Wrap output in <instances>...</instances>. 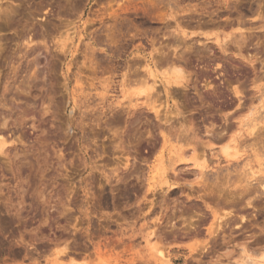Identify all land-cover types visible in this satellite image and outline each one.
<instances>
[{"label": "rangeland", "instance_id": "rangeland-1", "mask_svg": "<svg viewBox=\"0 0 264 264\" xmlns=\"http://www.w3.org/2000/svg\"><path fill=\"white\" fill-rule=\"evenodd\" d=\"M132 1L0 0V264H264V0Z\"/></svg>", "mask_w": 264, "mask_h": 264}, {"label": "bare ground", "instance_id": "bare-ground-1", "mask_svg": "<svg viewBox=\"0 0 264 264\" xmlns=\"http://www.w3.org/2000/svg\"><path fill=\"white\" fill-rule=\"evenodd\" d=\"M118 1H120V0H118ZM121 1H122V0H121ZM127 1H128V0H127ZM156 1H157V0H156ZM156 1H155V3H156ZM239 1H240V0H239ZM132 2H133V1L131 0V2H130V3H131L130 6L132 5ZM146 2H147V1H146ZM153 2H154V0H153ZM147 3H148V2H147ZM149 3H150V1H149ZM127 4H129V3L127 2ZM153 4H154V3H153ZM239 4H240V2H239ZM259 4H260V3H259ZM133 5H134V4H133ZM155 5H156V4H155ZM155 5H154V7H155ZM119 6H120V5H119ZM151 6H152V5H151ZM148 8H149V7H148ZM150 8H151V7H150ZM134 9H135V8H134ZM152 9H154V8H152ZM183 9H184V8H183ZM188 9H189V8H188ZM255 9H256V8H255ZM137 10H138V9H137ZM142 10H143V9H142ZM248 10H249V9H248ZM146 11H147V10H144L143 13H147ZM153 11H154V10H153ZM256 11H257V9H256ZM262 12H263V11H262ZM3 14H4V13H3ZM5 14H6V13H5ZM262 15H263V14H262ZM259 16H260V13H259ZM259 16H258V17H259ZM175 18H176V17H175ZM261 18H262V17H261ZM238 20H239V19H238ZM223 22H224V21H223ZM227 22H228V21H227ZM261 22H262V21H261ZM256 23H257V22H256ZM219 24H220V23L218 22V25H219ZM177 25H178V24H177ZM216 25H217V24H216ZM261 25L263 26L264 23L261 24ZM178 26H179V25H178ZM257 26H258V25H257ZM259 26H260V25H259ZM237 28H238V27H237ZM237 28H236V29H237ZM253 28H254V27H253ZM261 28H262V27H261ZM240 29H241V28H240ZM259 29H260V27H259ZM115 30H116V29H115ZM245 30H248V29H245ZM236 31H237V30H236ZM238 31H239V34L242 33V32H240V30H238ZM238 31H237V32H238ZM248 31H249V30H248ZM179 32H180V31H179ZM119 33H120V32H119ZM189 34H190V33H189ZM193 34H194V33H193ZM224 34H225V33H224ZM247 34H248V33H247ZM184 35H185V34H184ZM184 35H182V36H184ZM186 35H188V33H187ZM202 35H203V34H202ZM216 35H217V34H216ZM243 35H244V34H241L240 37L243 36ZM113 36H114V35H113ZM182 36H181V37H182ZM203 36H204V35H203ZM210 36H211V35H210ZM212 36H213V35H212ZM220 36H221V35H220ZM220 36H219V37H220ZM111 37H112V36H111ZM184 37H185V36H184ZM226 37H227V36H226ZM233 37H234V35H232V38H233ZM236 37H237V35H236ZM240 37H239V39H240ZM108 38H109V37H108ZM234 38H235V37H234ZM242 38H243V37H242ZM242 38H241V39H242ZM25 39H26V38H25ZM27 39H28V38H27ZM27 39H26V40H27ZM206 39H207V38H206ZM223 39H224V38H223ZM241 39H240V40H241ZM185 40H186V38H185ZM216 40H217V39H216ZM228 40H229V39H228ZM235 40H236V38H235ZM235 40H234V41H235ZM245 40H246V39H245ZM27 41H28V40H27ZM29 41H30V44H31V40H30V39H29ZM32 41H33V39H32ZM109 41H110V40H109ZM220 41H221V40H220ZM231 41L233 42V40H231ZM238 41H239V40H238ZM28 43H29V42H28ZM32 43H33V42H32ZM222 43H223V42H222ZM234 43H236V42H234ZM242 43H243V42H242ZM30 44H29V45H30ZM257 44H259V43L257 42ZM260 44H261V43H260ZM34 45H35V44H34ZM34 45H33V48H34ZM222 45L226 46V44H224V43H223ZM235 45H238V44L236 43ZM261 45H262V44H261ZM218 46H219V45H217V47H218ZM232 47H233V46H232ZM25 48H26V47H25ZM236 48H237V46H236ZM236 48H235V49H236ZM238 48H239V45H238ZM242 48H243V45H242ZM31 49H32V47H31ZM224 49H225V48H224ZM224 49H223V50H224ZM225 50H227V49H225ZM225 50H224V51H225ZM237 50H238V49H237ZM27 51H28V50H27ZM30 51H31V50H30ZM157 51H158V50H156L155 52H157ZM160 51H161V50H160ZM240 51H241V50H240ZM240 51H238V52H240ZM31 53H32V52H31ZM161 53H162V52H161ZM259 54H260V53H259ZM157 55H160V52H158ZM157 55H155V56H157ZM162 55L164 56L165 53L163 52ZM167 55H168V54H167ZM155 56L152 54V57H155ZM160 56H161V55H160ZM160 56H159V57H160ZM163 56H162V57H163ZM150 57H151V54H150ZM162 57H160L161 60H162L163 58L165 59V57L167 58L166 55H165L163 58H162ZM152 59H153V58H152ZM166 60H167V59H166ZM150 61H151V59H150ZM150 61L148 60V58H145V59H144V68H145L146 75H145V74H143V75H144V77H145V78H144L145 81L142 80V83L140 82V85H141V84H143L144 86L146 85L149 91H150V90H153V89L155 88L156 83H157V82H156V81H157V80H156V78H157L156 76H157V75L155 74L154 70H152V68H151V66H150V65H151ZM154 61H155V60H154ZM142 62H143V61H142ZM155 62H156V61H155ZM153 63H154V62H153ZM153 63H152V64H153ZM135 65H137V64H135ZM153 65H154V64H153ZM168 65H169V64H168ZM139 66H140V65H139ZM139 66H138V67H139ZM141 66H142V65H141ZM169 66H170V65H169ZM172 66H173L174 70H176V69H175L176 66H175L174 64H173ZM134 67H135V66H134ZM138 67H136V68H137V71L139 72L138 69H140V68H138ZM152 67H153V66H152ZM171 68H172V67H171ZM171 68H170V69H171ZM173 68H172L171 70H173ZM131 69H132V67L130 68V70H131ZM155 69H156V68H155ZM134 70H135V69H134ZM143 71H144V70H143ZM180 71H182V70L177 68V72L174 71L175 73L171 74V76H173V78H172V82L175 84V86H177L178 84H180L182 80L184 81V79H183V78H184V77H183L184 75H183V73H181ZM130 72H133V71H130ZM143 73H144V72H143ZM133 74H135V73L133 72ZM181 74H182V75H181ZM129 75H131V74L129 73ZM139 75H140V74H139ZM141 75H142V74H141ZM165 75L167 76V74H165ZM165 75H162V76L165 77ZM134 76H135V75H133V77H134ZM130 78H132V77H130ZM149 78H151V80H149ZM133 79H136V77L133 78ZM142 79H143V78H142ZM163 79H164V78H163ZM167 79H168V77H167ZM138 80L140 81V79H138ZM132 81H133V80H132ZM132 81H131V82H132ZM149 81H152V82H149ZM183 81H182V82H183ZM131 82H130V83H131ZM136 82H137V81H136ZM164 82H167V81H164ZM161 83H162V82H161ZM169 84H171V83H170V80H169ZM171 85H172V87L174 86L173 84H171ZM156 86H157V85H156ZM162 86H163V85H162ZM141 87H143V86H141ZM167 87H168V86H167ZM170 87H171V86H170ZM164 89H165V91H166V88H165V87L163 88V90H164ZM155 90H156V89H155ZM169 91H170V89H169ZM169 93H170V92H169ZM153 94H154V93H153ZM153 94H152V96H153ZM165 94H166V93H165ZM155 95H156V94H155ZM141 97H142V96H141ZM155 97H157V96H155ZM140 100H141V99H140ZM124 103H125V102H124ZM151 109H153L152 111H154L156 115L159 114V111H158L157 109L153 108V106H152ZM249 123H250V122H249ZM261 124H262V123H261ZM256 125H257V124H256ZM256 125H253L252 130H250V135H251V136H253L252 134H255V133L257 134V132L259 131V130H258L259 127H257ZM236 129H237V128H236ZM255 130H256V131H255ZM254 131H255V132H254ZM261 131H262V130H261ZM263 131H264V130H263ZM263 133H264V132H262V133L260 132L259 134H262V135H263ZM259 134H258V135H259ZM263 137H264V136H263ZM219 138H220V137H219ZM260 138L262 139V136H261V135H259V138L257 137V138L255 139V141L259 140ZM1 139H2V138H1ZM261 139H260V140H261ZM219 141H220V140H218V142H219ZM222 141H223V139H222ZM252 141H254V139H252L251 142H252ZM255 141H254V142H255ZM263 141H264V140H262V143H264ZM2 142H3V139H2ZM2 142L0 141V149H2V148L4 147L3 145H5V144H1ZM243 142H244V141H243ZM243 142H242V144H243ZM248 142H249V141H248ZM251 142H250V143H251ZM254 142H253V144H254ZM259 142H260V141H259ZM259 142H257V143L259 144ZM239 143H240V142H239ZM229 144H230V143H229ZM244 144H245V143H244ZM255 144H256V142H255ZM239 145H241V144H239ZM239 145H238V146H239ZM205 146H206V145H205ZM207 146H208V145H207ZM211 146H212V145H211ZM213 146H214V145H213ZM236 146H237V145H236ZM231 148H232V147H231ZM238 148H239V147H238ZM257 149H258V148H257ZM221 150H223V152H224L225 154H227V153L230 151V150H229V145H228V144L224 145L223 148H222ZM251 150H252V149H251ZM258 150H259V149H258ZM1 151H2V150H1ZM224 153H223V154H224ZM225 154H224V155H225ZM255 155H257V154H255ZM231 158L233 159V157H231ZM244 167H245V166H244ZM162 169H163V168H162ZM160 171H161V170H160ZM160 171H159V172H160ZM159 172H158L156 175H158ZM197 172H198V171H197ZM154 173H155V172H154ZM154 173H153V174H154ZM200 173H201V172H200ZM201 174H202V173H201ZM247 174H248V173H247ZM153 178H154V177H153ZM151 179H152V178H151ZM165 179H166V177H165ZM165 179H163V181H164ZM152 180H153V179H152ZM164 183H165V182H164ZM249 183H250V182H249ZM148 184H149V183H148ZM162 184H163V183H162ZM167 184H168V182H167ZM149 186H150V185H149ZM151 186H152V185H151ZM151 186H150V187H151ZM170 186H171V185H170ZM259 187H260V186H259ZM263 187H264V186H263ZM257 188H258V187H257ZM257 188H256V189H257ZM263 189H264V188H263ZM228 214H229V213H228ZM226 216H227V215H226ZM241 218H242V217H241ZM161 225H162V224H161ZM154 233H155V232H154ZM154 233H153V231H150V233L146 234V236L143 238V239L145 240V243H146L147 245H148V244L150 243V241L152 240V237L156 235V234H154ZM208 233H209V232H208ZM209 234H211V233H209ZM154 244H155V243H154ZM155 245H156V244H155ZM150 248H151V250H152L151 257H153V260H154L155 264H169V256H168L167 253H165V252L162 251V248H161V250H159V248H158V249H155L154 247H152V243H151V245H150ZM156 248H157V247H156ZM62 250H63V249H62ZM66 250H67V249H66ZM151 250H150V251H151ZM60 251H61V250H59V253H60ZM59 253H58V254H59ZM62 253H63V251H62ZM64 253H65V254H64ZM64 253H63V254L66 255V256L68 257L69 254L67 255L66 253H70V252H64ZM63 254H62V255H63ZM261 255H262V254H261ZM56 257H57V255H56ZM56 257H55V258H56ZM69 257H70V256H69ZM69 257H68V258H69ZM260 257H261V256H260ZM58 258H59V256L57 257V259H58ZM262 258L264 259V254L262 255ZM71 259H74V256H73ZM71 259H69V261H70V262H74V260H71ZM249 260H250V262H252V263L254 262V261L251 260L250 258H249ZM83 262H84V261H83ZM77 263H78V261H77ZM260 263H261V262H260ZM68 264H70V263L68 262ZM75 264H76V263H75ZM78 264H79V263H78ZM83 264H86V262L83 263ZM253 264H255V262H254Z\"/></svg>", "mask_w": 264, "mask_h": 264}]
</instances>
